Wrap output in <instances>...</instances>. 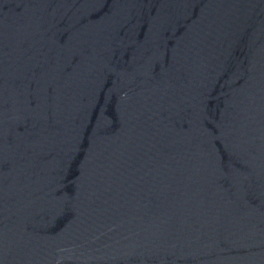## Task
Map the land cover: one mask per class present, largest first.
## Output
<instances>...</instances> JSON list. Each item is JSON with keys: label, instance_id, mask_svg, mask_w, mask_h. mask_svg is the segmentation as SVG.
I'll return each mask as SVG.
<instances>
[{"label": "water", "instance_id": "95a60500", "mask_svg": "<svg viewBox=\"0 0 264 264\" xmlns=\"http://www.w3.org/2000/svg\"><path fill=\"white\" fill-rule=\"evenodd\" d=\"M0 264H264V0H0Z\"/></svg>", "mask_w": 264, "mask_h": 264}]
</instances>
